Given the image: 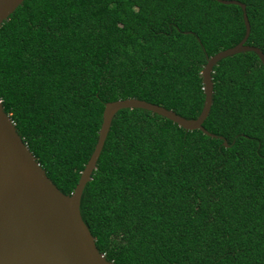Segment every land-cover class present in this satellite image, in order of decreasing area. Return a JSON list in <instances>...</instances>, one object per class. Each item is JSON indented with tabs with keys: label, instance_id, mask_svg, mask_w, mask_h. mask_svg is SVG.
<instances>
[{
	"label": "trees",
	"instance_id": "obj_1",
	"mask_svg": "<svg viewBox=\"0 0 264 264\" xmlns=\"http://www.w3.org/2000/svg\"><path fill=\"white\" fill-rule=\"evenodd\" d=\"M238 1L246 43L264 52V0ZM244 34L242 8L217 0H24L0 26V99L70 194L106 102L134 97L197 118L207 56ZM213 82L203 126L216 137L146 109L114 116L80 204L114 264H264V66L237 53Z\"/></svg>",
	"mask_w": 264,
	"mask_h": 264
},
{
	"label": "water",
	"instance_id": "obj_2",
	"mask_svg": "<svg viewBox=\"0 0 264 264\" xmlns=\"http://www.w3.org/2000/svg\"><path fill=\"white\" fill-rule=\"evenodd\" d=\"M23 1L0 0V26ZM217 1L242 8L245 34L236 45L207 56L201 71L205 99L198 117L186 118L172 109L134 97L106 102L97 143L70 194L63 193L47 176L0 99V264H114L96 246V238L82 218L80 204L116 113L125 108L146 109L186 130L199 129L216 137L203 126L213 101L214 66L223 58L248 51L255 52L264 66L261 48L246 43L251 31L246 4L238 0ZM224 145L228 146L226 141Z\"/></svg>",
	"mask_w": 264,
	"mask_h": 264
}]
</instances>
